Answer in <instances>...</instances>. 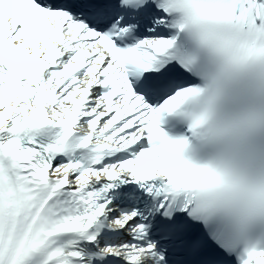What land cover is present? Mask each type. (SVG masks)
<instances>
[{
	"label": "snow or ice",
	"instance_id": "snow-or-ice-1",
	"mask_svg": "<svg viewBox=\"0 0 264 264\" xmlns=\"http://www.w3.org/2000/svg\"><path fill=\"white\" fill-rule=\"evenodd\" d=\"M0 264H264V0H0Z\"/></svg>",
	"mask_w": 264,
	"mask_h": 264
}]
</instances>
